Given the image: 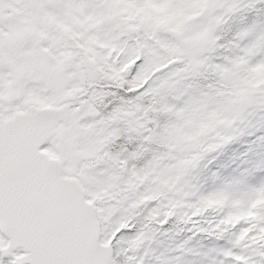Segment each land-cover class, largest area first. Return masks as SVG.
<instances>
[{"label":"snow or ice","instance_id":"1","mask_svg":"<svg viewBox=\"0 0 264 264\" xmlns=\"http://www.w3.org/2000/svg\"><path fill=\"white\" fill-rule=\"evenodd\" d=\"M253 124L264 0H0V264H144L167 224L225 241L169 264H264V137L198 183Z\"/></svg>","mask_w":264,"mask_h":264},{"label":"trees","instance_id":"2","mask_svg":"<svg viewBox=\"0 0 264 264\" xmlns=\"http://www.w3.org/2000/svg\"><path fill=\"white\" fill-rule=\"evenodd\" d=\"M180 22L178 20L177 25ZM211 127L210 120H199L191 122L188 129L179 135L188 142L187 146H193L211 130ZM261 137H264V125L253 124L207 153L198 177L201 189L208 190L215 183L247 171L250 162L258 159L260 155L256 145ZM255 174L264 175V168H257ZM163 227L167 228V231L158 232L153 239L146 241L144 246L137 250L138 255L144 253V264H169L177 257L192 259L193 256H199L211 248L225 244L224 239L193 233L188 225L167 224Z\"/></svg>","mask_w":264,"mask_h":264},{"label":"rangeland","instance_id":"3","mask_svg":"<svg viewBox=\"0 0 264 264\" xmlns=\"http://www.w3.org/2000/svg\"><path fill=\"white\" fill-rule=\"evenodd\" d=\"M178 15H180L179 13H178ZM195 144V143H194Z\"/></svg>","mask_w":264,"mask_h":264}]
</instances>
